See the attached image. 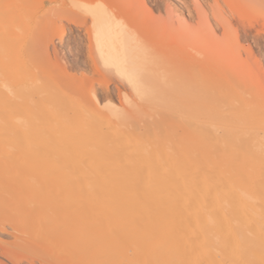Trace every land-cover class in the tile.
I'll list each match as a JSON object with an SVG mask.
<instances>
[{"label": "bare ground", "instance_id": "obj_1", "mask_svg": "<svg viewBox=\"0 0 264 264\" xmlns=\"http://www.w3.org/2000/svg\"><path fill=\"white\" fill-rule=\"evenodd\" d=\"M177 1L180 7L163 0H0V230L9 226L14 238L9 246L0 239V264L60 252L61 231L63 238L51 236H59L49 242L60 241L55 247L39 240L28 245L21 237L37 233L40 239L54 227L51 214L80 209L84 199L95 209L111 203L106 211L117 217L116 233L128 222L122 216L148 199L157 205L140 204L145 214L154 206L163 210L162 217L154 213L157 222H142L148 229L152 223L150 230L163 223L165 211L201 212L204 235L181 242L184 255L164 244L169 253L162 264L187 257L198 235L212 264H264V84L249 79L264 72L258 57H264V0ZM85 53L91 76L72 71L87 64ZM175 72L186 75V94L188 80L204 97L172 106L169 78L177 99L184 88L177 92ZM112 83L123 87L118 103L108 93ZM225 88L229 93H222ZM170 200L173 205L166 204ZM99 223L92 228L107 224ZM74 226L60 229L78 233L81 246L93 243L92 230ZM143 230L135 234L139 240L149 235ZM133 231L124 235L132 239ZM169 238L166 243L175 244ZM150 243L142 246L143 264H159L162 257ZM119 248L102 250L85 264H121Z\"/></svg>", "mask_w": 264, "mask_h": 264}, {"label": "rangeland", "instance_id": "obj_2", "mask_svg": "<svg viewBox=\"0 0 264 264\" xmlns=\"http://www.w3.org/2000/svg\"><path fill=\"white\" fill-rule=\"evenodd\" d=\"M164 2L162 3V4H165V3H167L168 5H174V6H177V7H180V5L178 4V1L177 0H163ZM185 2H186V5L187 6H191L192 5V0H184ZM32 22V24H33V22L35 23V25H40V23L39 22H35L36 20H31ZM37 21H40V22H43V20L41 21V20H37ZM42 24V23H41ZM258 57L262 60V61H264V57H261L260 55H258ZM84 59H85V61H87V62H85V63H87L83 68H81V69H77V70H72L74 73H77V74H85V75H88V76H91L92 75V68H91V63H90V60H89V58H88V56L86 55V53H85V55H84ZM71 71V72H72ZM172 74V73H171ZM170 74V75H171ZM173 74H175L174 76L176 77L175 78V80L177 81L178 80V88L176 89L177 90V92H179L180 90H182V88H183V90L181 91L182 93H180L179 94V98L180 99H177L176 97H178L177 95L178 94H176V97H175V93H174V91L172 92L171 90H175V89H173V87L172 86H174V84H172V82H173V80H171V77L169 78L170 79V81H169V83L166 85V87L167 88H169V98H168V100H169V103L170 104H172V106H176V105H179V102L178 103H176V101H180L181 103L183 102V99H187V98H191V97H193L192 99H193V101H197L198 99L200 100V99H202L203 97H204V92H202L201 90H202V88L201 89H198L199 90V92H200V94L198 93V92H196L197 91V89L196 88H192L191 86H189V85H193V84H190L189 82H188V80H187V83L189 84L188 85V91L190 92V93H193V94H189V92L186 94V92H184V91H186L187 89H186V86L187 85H185V86H183L184 85V83H186V82H184V80H182L181 78H183L184 79V77L186 76L184 73H182V72H175V73H173ZM179 74V75H178ZM171 76H173V75H171ZM178 76V77H177ZM179 78V79H178ZM173 79V78H172ZM181 79V80H180ZM249 79H254V80H256V81H259V82H261V83H263L264 84V72H262V71H255L254 73H252L250 76H249ZM192 82V81H191ZM172 85H171V84ZM174 83V82H173ZM170 85H171V90H170ZM175 86H177L176 85V83H175ZM174 86V87H175ZM183 86V87H182ZM194 87V86H193ZM197 87V86H196ZM97 88H99V86L97 85ZM120 89H123V87L119 84L118 85V87L115 85V83H112L111 85H110V87H109V90H108V93H109V95H111L113 98H114V100H115V102H117L118 103V98H119V91H120ZM185 89V90H184ZM196 89V90H195ZM227 88H225V90H223L222 91V93H224V94H226V93H229V89H227ZM179 90V91H178ZM195 91V92H194ZM176 92V93H177ZM201 92H202V94H201ZM174 93V94H173ZM197 93V94H196ZM194 94H196L197 96H195ZM199 95H200V98H199ZM181 96V97H180ZM195 98H197V99H195ZM161 101V100H160ZM173 102V103H172ZM180 103V104H181ZM207 110H209V111H211V108H207ZM144 200H142V199H139V201L138 202H140V200H142V201H145V198H143ZM86 201V203H85V201ZM84 200H82L83 201V203L82 202H80V203H82L81 204V208L80 209H75L74 207H72L71 209H66V210H59V211H57V212H55V213H53V214H51V216L48 218V220L50 221V225L51 226H54L53 227V229L52 228H50L49 230H47V231H52V232H50V233H47V231L46 232H42L41 233V235H40V237H38V238H40V239H37V233L35 234L36 236L34 237V236H31L32 234H30V237H21L22 239H25V241L28 243V245H29V243L31 242H33V240L35 241V240H39V242L37 241V244L38 243H41V242H50V241H52L53 239L54 240H56V239H58L59 240V236L61 237V238H63L62 236H61V234H63V236H65V239L63 238L62 240H61V238H60V240H61V244H59L60 243V241H57L58 242V244L59 245H61V250H60V252H59V250L58 251H55L54 252V254L56 255L57 254V256H55L54 254H53V252L51 253V250L49 251L51 254H48L47 255V257H46V255L45 254H47V253H44V255H45V257H44V255L42 256V257H40V255L38 256V255H36L35 253H30L29 254V257H31V258H33V260L32 259H29L30 261L32 260V262H28L29 260L28 259H25L24 257H26V256H24L22 259L24 260V261H22L21 260V264H34V262H35V264H85L86 262H88L93 256L94 257H97L98 255H102L101 253L104 251V250H107L108 251V249H111V248H119V249H121V251H122V249L124 250V252H122V254H124V256L122 257V254H121V257H120V259L121 258H123V259H119V263H120V261H121V264H143L144 263V260H145V258L147 259V257H145V256H147V254L143 251V249H142V246H144L145 247V250L147 249V247H149V241H151V243H150V245H152V246H154L155 248H157V250L159 251V253H158V257H160V255H161V257H162V259L160 258V260L158 259V261L157 262H159V264L162 262V260H163V258H164V256H166V255H168L167 253H169L167 250H166V246H164V244H168V246L170 245V246H172V248L174 249V247L173 246H175L176 248V251H174L173 250V254H175V255H184V253H186V249L184 248L183 250H185V252H182V248H181V242H182V245H183V242H184V244H186V241L187 240H189V237H192L193 239L194 238H196L197 237V235L195 234V236H193V234L194 233H200L201 231H203V230H200V227H202V226H200V225H202V224H199V223H202V218H203V216L201 217V219H200V217L198 218L197 217V215L198 216H200V214H198V213H196V211L197 212H199L198 210H196V208L193 210V209H191L192 211L190 212V209H188V210H182V211H178L177 213L175 212V210L172 208V206H171V210L173 209L174 210V213H175V215H179V216H172V215H169L170 213L168 212L167 214L168 215H166V206L168 207L169 205H166V204H169V203H171L172 205L174 204V200L172 201V200H170V202H168V203H166V204H164V206H162V209L164 208L165 210V216H164V220H163V223L161 222V220H160V222L162 223V224H160L159 222L157 223V225L156 224H154L155 225V229L156 230H154V228H153V230H150L151 229V227H153V224L152 223H154V221H158V220H155V219H157V218H160V217H162V211L163 210H161V205H159L160 207H158L159 209H157V211H156V209H155V206H154V212H153V210H152V212L151 211H149L150 209H153V208H151L152 207V205H154V204H156V202L157 201H155V200H151L150 199V201H148V200H146V201H148V203H146V201L145 202H140V204H143L144 205V203H146V206H148V208H149V206H151L150 207V209L148 210L147 208H146V211L148 212V215L147 214H145L144 213V211H143V209H144V206H142V205H140V204H138L139 206H140V209L139 210H136L135 212H139V213H135L134 211H130V212H128V213H125L123 216H122V218H123V222H125L126 221V219L128 220V222L126 223L125 222V225L126 224H128V226L130 227H128L127 225V228H126V226L124 225L123 227H125L124 228V230H123V235H124V233H128V232H132L133 230H132V228L133 229H135V230H139V233H140V230H143V229H145V230H143L144 232L143 233H145V235L147 234H149L148 236H150V234L152 233V236H150L149 237V239H148V236H144V238H142V239H145L144 241H141L140 242V240H142V239H138L137 237H136V235H138L139 233H138V231H135V233H134V231H133V236L136 234V233H138V234H136L134 237H132V239L130 238L132 235V233H128V235L130 234L131 236L130 237H127L126 235H124V236H126V238L127 239H131L130 240V242H128L129 240H127L124 236H122V233H119V232H114V230L113 231H111L112 230V228H114V227H117V225H118V223H116L115 222V220L117 219V217H115V216H111V215H109L108 213H107V211H108V209H107V207H110L111 206V203H108L107 201H102L101 202V206H100V208H97V209H95V208H92V205H91V200L90 199H84ZM132 201V200H131ZM152 201H153V204H152ZM111 202V201H110ZM186 202L188 203L189 201H182L181 203L182 204H186ZM85 203V204H84ZM106 203H108V204H110V205H108L107 206V204ZM150 203L152 204V205H150ZM190 203V202H189ZM90 206H89V205ZM102 204H103V206H102ZM148 204V205H147ZM170 204V205H171ZM87 207H86V206ZM157 205V204H156ZM89 206V207H88ZM107 206V207H106ZM84 207H86V208H84ZM141 207H143V208H141ZM156 208H157V206H156ZM169 208H170V206H169ZM85 209V210H84ZM89 209V210H88ZM103 209V210H102ZM106 209H107V211H106ZM102 210V211H101ZM145 210V209H144ZM159 210V211H158ZM168 210V209H167ZM84 211V212H83ZM89 212V213H85V212ZM106 211V214L104 215V212ZM143 211V212H142ZM156 211V212H155ZM168 211H170V209L168 210ZM64 212V213H63ZM95 212V213H94ZM102 212V214L100 215V213ZM132 212H133V214H132ZM146 212V213H147ZM153 213V214H151V215H153V218L151 219H149L147 216H150V213ZM160 213V217H157V216H159V215H155V217H154V213L155 214H159ZM56 213H58V214H56ZM78 213L81 215V217H79L78 216ZM91 213V214H90ZM129 213H130V216H128L129 215ZM199 213H201V212H199ZM136 214H141V215H138V217H137V215ZM185 214H188V215H186V218H185ZM191 214V218H190V220H189V215ZM52 215H54V218H53V216ZM57 215H59V216H57ZM63 216L62 217V221H61V219H60V221L58 220L61 216ZM136 215V216H135ZM64 216H66V218L67 219H65L64 218ZM73 216H75V217H73ZM77 216H78V218H77ZM104 216H105V218H104ZM107 216V217H106ZM168 216H170V218H168ZM181 216V217H180ZM196 216V217H195ZM59 217V218H58ZM130 217V218H129ZM151 217V216H150ZM194 217V218H193ZM51 218H53V220H51ZM100 218V219H99ZM104 220V223H107L106 225H107V227H106V225L105 226H103V224L101 225L102 227H99L100 226V223L99 222H102L103 223V220ZM107 218H109V221H108V219ZM112 218H113V222H114V224L113 223H111L112 222ZM147 218V219H146ZM155 218V219H154ZM174 218V219H173ZM197 218L199 219V220H197ZM57 219V220H56ZM92 219H93V221H92ZM107 219V220H106ZM124 219H125V221H124ZM129 219H131L130 221H132V219H134L132 222H130L129 221ZM163 219V218H162ZM194 220L193 221V225H192V221L191 220ZM57 221V227H59L58 229H60V228H63L64 229V227H67L68 226V224L69 223H73V226L75 225L76 226V230L78 231V230H80L83 226H85V227H83L82 229H85V228H87V230L89 231V232H91L92 233V231H93V235L95 236V240L94 241H96V243H98V244H96L94 241H93V243H95V244H93L92 242H82V245L83 246H85V249L82 251L81 250V247H83V246H81L80 244H81V242H79L81 239H79L80 238V236L78 235V233H75L76 235H74V233H69L68 231H63V229H60L59 231L57 230V227H56V224L54 223V221ZM80 220V221H79ZM111 220V221H110ZM141 221V223L144 221H146V220H148V221H150V222H152L151 223V225L152 226H150V229H148V227H145L144 225H148L147 223H145V224H143L142 223V225H140L141 223H140V221ZM185 220H187V222H185ZM201 220V221H200ZM53 221V222H52ZM77 221H79L78 223H77ZM83 223H82V222ZM89 221V222H88ZM90 221L92 222V224H96V225H98L99 224V226H94L93 225V228H92V224L90 223ZM148 221H146V222H148ZM165 221H166V225H167V230L168 229H172V230H175V232H176V234L178 233H180L179 235H181V233L183 232V233H185V236H183L184 234H182L181 236H179L178 234L176 235L175 234V232L173 231L172 232V234H169L170 235V238H169V241L170 242H175V244H171V243H166V240L165 239H167L168 238V234H166V232L165 231H167L166 229H165V231H164V229L163 228H166V227H164V226H166L165 225ZM176 221V222H175ZM197 221H199V223H197ZM59 222V223H58ZM122 222V224H124ZM155 222V223H156ZM188 222H190V223H188ZM132 223V224H131ZM133 223L135 224V225H133ZM54 224V225H53ZM79 224V225H78ZM84 224V225H83ZM87 224V225H86ZM131 224V225H130ZM170 224H171V228H170ZM174 224V225H173ZM189 226H191V227H189ZM111 225V226H110ZM116 225V226H115ZM184 225H187L186 227V229L187 230H185V228H184ZM197 225V227H195ZM199 225V226H198ZM74 226V227H75ZM79 226L81 227V228H79ZM87 226V227H86ZM114 226V227H113ZM135 226H136V228H135ZM143 226V227H142ZM149 226V225H148ZM160 226V227H159ZM178 226V227H177ZM108 228V230L109 231H107L106 230V228ZM142 227V228H141ZM157 227V228H156ZM161 227H163V228H161ZM198 227H199V230H198ZM97 228H98V230H97ZM99 228H102L103 229V234H102V229L100 230ZM161 228V229H160ZM179 230H178V229ZM8 229H10L9 228V226L8 227H6V229L3 231V230H0V239L2 240V241H4L3 243L4 244H6V245H8L11 241H13L14 240V238H11L12 237V230L10 231V230H8ZM52 229V230H51ZM129 229V230H128ZM148 229V230H147ZM163 229V230H162ZM177 229V230H176ZM181 229V230H180ZM190 229V230H189ZM92 230V231H91ZM149 230H150V232H149ZM159 230H162V231H164V232H162V231H159ZM193 230V231H192ZM55 231V232H54ZM60 231H61V234H60ZM126 231H128V232H126ZM153 231H154V233H153ZM155 231H157V232H155ZM179 231V232H178ZM199 231V232H198ZM76 232V231H75ZM147 232H149V233H147ZM59 234V236L57 237V238H53L52 240H51V236H54L55 234ZM97 233V234H96ZM106 233H108L107 235H106V237H109V238H111L112 239V235H111V237H110V234L111 233H113V235L115 236H113L114 238L112 239V240H110L109 238H108V240H106V239H104L103 237H104V235L106 234ZM110 233V234H109ZM162 233V234H161ZM167 233H168V231H167ZM202 233L203 232H201V234H199V235H202ZM43 234H45V235H43ZM53 234V235H52ZM96 234V235H95ZM140 234H142V231H141V233ZM163 234H165V235H163ZM186 234H188V235H186ZM38 235H39V233H38ZM44 236V237H41V236ZM47 235H49V236H47ZM72 235H74L73 237H72ZM121 235V236H120ZM142 235H144V234H142ZM141 235V236H142ZM198 235V237L199 238H201V236H199ZM203 235H204V233H203ZM25 236H27V235H25ZM75 236L76 237H79L78 238V241H77V239L75 238ZM97 236H99L100 238H98V240H97ZM140 236V237H141ZM154 236V237H153ZM178 236V237H177ZM187 236V237H186ZM32 237V238H31ZM45 237H47V238H45ZM67 237V238H66ZM122 237V238H121ZM123 237H124V239H126V240H124L126 243H124L123 242ZM137 238V241H135V242H133L134 240H136V238ZM167 237V238H166ZM183 237L185 238V239H183ZM75 240H74V239ZM188 238V239H187ZM197 239V243L195 244V243H192V241H194V240H191V245L195 248L193 251H192V249H189V248H191V246L188 244V246H190V247H188L187 249H189V250H191L192 251V253H191V251H190V253H189V255L187 256V257H185V258H182V259H180V260H177L176 262H174V264H212V261L211 260H209L208 258H206V255H207V250H206V248H204L203 247V245L201 244V242L202 241H200L199 243H198V241L200 240V239ZM21 239V240H22ZM45 239V240H44ZM100 239H104L105 241H109L108 243V245H106V243L107 242H104V240L103 241H101ZM118 239V240H117ZM182 239V240H181ZM187 239V240H186ZM201 239H203V238H201ZM31 240V241H30ZM54 240H53V242H54ZM63 240H65V241H63ZM101 242H100V241ZM113 240H115L113 243L116 245V247H113V243H112V241ZM149 240V241H148ZM8 241V242H7ZM24 241V240H23ZM99 241V242H98ZM149 242L148 243V246H147V244H146V242ZM21 242V241H20ZM52 242V243H53ZM57 242L56 243H54V244H57ZM66 242V243H65ZM78 244V243H80V244H78L77 246H76V243ZM136 242H138V243H136ZM143 242V243H142ZM160 242H163V245L160 243ZM189 242H190V240H189ZM23 243V242H22ZM25 243V242H24ZM36 243V242H35ZM52 243H49V244H52ZM87 243V244H86ZM102 243V244H101ZM127 243H128V245L130 246V248L128 247V245H127ZM133 243V244H132ZM140 243H142V245H141V247L138 245V244H140ZM188 243V242H187ZM45 244V243H44ZM47 244V243H46ZM54 244H52V245H54ZM91 246V247H88L89 245ZM117 244H119V246L117 245ZM126 244V246L129 248L128 249V251L129 250H131L132 252L133 251H136V252H138L139 251V253H137L136 254V256H135V253H134V255H133V253L132 252H130V253H127L128 251H127V249H126V247L124 246ZM193 244H195V245H193ZM30 245H33V244H30ZM79 245L81 246V247H79ZM87 245V246H86ZM104 245V246H103ZM105 245H106V248H104L105 247ZM114 245V246H115ZM135 245L137 246V247H135ZM147 247H146V246ZM9 246V245H8ZM56 245H54V247H55ZM63 246V247H62ZM109 246V247H108ZM159 246H162V247H159ZM57 247H58V249H59V247L60 246H58L57 245ZM56 247V248H57ZM133 247H135V249L134 250H132L133 249ZM164 247V248H163ZM184 247H186V245H184ZM192 247V248H193ZM64 248V249H63ZM84 248V247H83ZM108 248V249H107ZM161 248L163 249V250H161ZM197 248H198V250H197ZM78 249V250H77ZM118 249V250H119ZM142 249V250H141ZM54 250H55V248H54ZM53 250V251H54ZM103 250V251H102ZM115 250H117V249H115ZM161 251H163V252H161ZM197 251V252H196ZM46 252H48V251H46ZM48 252V253H49ZM144 252V253H143ZM167 252V253H166ZM172 252V251H171ZM188 252V251H187ZM194 252H196V253H194ZM37 253V252H36ZM140 253H142V254H140ZM161 253V254H160ZM166 253V254H165ZM32 254H34L35 255V257L32 255ZM38 254V253H37ZM43 254V253H42ZM53 254V255H52ZM59 254V255H58ZM105 254V253H104ZM131 254V255H130ZM192 254V255H191ZM195 254V255H194ZM128 255H130L131 257H132V255H133V259L131 258L130 259V257L128 256ZM33 256V257H32ZM104 256V255H103ZM127 256V257H126ZM28 257V255H27V258H29ZM50 257V258H49ZM53 257V258H52ZM125 257V258H124ZM129 257V258H128ZM44 258V259H43ZM46 258V259H45ZM127 258V259H126ZM135 258V259H134ZM48 259V260H47ZM140 261H139V260ZM206 259H207V261H206ZM46 260V261H45ZM88 260V261H87ZM40 261H42L41 263H40ZM139 261V262H138ZM138 262V263H137ZM147 260H146V262H145V264H147ZM162 264V263H161Z\"/></svg>", "mask_w": 264, "mask_h": 264}, {"label": "snow or ice", "instance_id": "obj_3", "mask_svg": "<svg viewBox=\"0 0 264 264\" xmlns=\"http://www.w3.org/2000/svg\"><path fill=\"white\" fill-rule=\"evenodd\" d=\"M109 15H111V14H109Z\"/></svg>", "mask_w": 264, "mask_h": 264}]
</instances>
